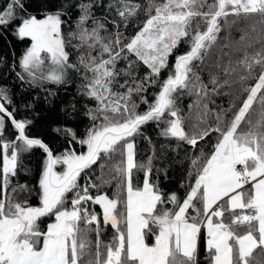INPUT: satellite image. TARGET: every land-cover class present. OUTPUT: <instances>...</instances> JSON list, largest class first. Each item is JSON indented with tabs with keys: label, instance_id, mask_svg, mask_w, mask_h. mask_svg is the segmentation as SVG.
<instances>
[{
	"label": "snow or ice",
	"instance_id": "1",
	"mask_svg": "<svg viewBox=\"0 0 264 264\" xmlns=\"http://www.w3.org/2000/svg\"><path fill=\"white\" fill-rule=\"evenodd\" d=\"M73 7L79 12L74 21ZM142 10L147 19L135 35L126 36L121 28L127 29ZM113 15L118 19L109 20ZM249 18L262 26L261 39L237 49L242 55L226 64L217 60L218 71H209L205 82L201 73L221 31ZM13 24L15 35L30 41L17 76L33 85L64 84L74 72L82 79L79 94L95 101V107L85 113L92 124L84 138L70 127L55 129L86 151L69 147L55 155L43 140L26 134L30 122L8 110L2 101L11 100L0 87V264H198L202 233L209 264H252L254 250L264 251V0H146V5L138 0H78L74 5L59 0L40 18L28 13L25 0H4L0 28ZM182 43L188 50L175 56L167 78L159 82L169 69V56ZM121 61L127 62L125 68H118ZM139 62L149 70L143 77L135 74ZM158 82L160 91L149 102L145 93ZM234 85L246 94L238 110L235 100L227 109L209 107L214 95ZM182 96L195 97L187 115L178 104ZM140 104L147 110L139 112ZM254 105L259 109L255 122L250 118ZM6 118L17 132L14 139L4 137ZM149 122L165 125L160 136L194 148L218 134L210 153L201 150L191 159L194 184L182 200L174 192L164 193L152 179L154 146L146 162L136 159L135 137ZM36 148L46 154L38 191L19 180L30 172L25 155ZM98 162L94 182L87 173ZM138 173H143L142 185ZM113 184L111 197L100 191ZM33 195L38 205L29 203ZM45 218L51 222L42 228ZM109 226L113 235L105 242Z\"/></svg>",
	"mask_w": 264,
	"mask_h": 264
},
{
	"label": "trees",
	"instance_id": "2",
	"mask_svg": "<svg viewBox=\"0 0 264 264\" xmlns=\"http://www.w3.org/2000/svg\"><path fill=\"white\" fill-rule=\"evenodd\" d=\"M4 0H0L2 4ZM66 2L73 5L78 0H66ZM142 5H146V0H138ZM28 13L37 15L38 18L46 10H52L53 7L59 3V0H25ZM71 20H75L79 15V12L73 7L71 10ZM97 15L102 14L101 9L96 10ZM154 14V13H153ZM118 19V17L110 16L109 20ZM147 19V16L142 10L136 19L129 22L127 29L121 28L124 34L128 37L135 35L139 28L142 26L143 21ZM230 19H232L230 17ZM255 25L256 31H252V26ZM16 25H9L0 28V87L7 90L11 103L2 101L6 104L9 111L14 112V116L17 120H26L30 123L26 125V134L31 138H39L44 143L48 144L53 150L55 155L61 154L66 148L72 147L78 153L86 151V146L79 143L69 144V137L63 132H57L55 129L64 127H70L75 132L78 138H84L87 130L91 127L92 121L85 115L89 108L95 107V101L89 100L87 97L79 94V87L82 83L80 75L71 73L68 81L64 84H54L50 82H43L38 85H33L28 82L27 78L21 80L17 73H22V69L19 67V60L30 45L28 39H19L15 35ZM109 29H112L111 24L108 25ZM67 29V26H66ZM262 26L257 22V18H249L247 21H241L239 24L234 25L231 29L222 30L220 33L217 47L213 50L211 58L205 61V69L201 73L202 78L207 82L208 72H216L218 69L214 67L217 60L222 64H226L231 57L236 59L242 55V49L250 40L255 41L261 39ZM247 34L245 40H241V36ZM261 47L260 43L255 45L256 49ZM188 50V45L182 43L172 55L169 56V69L162 71L159 77V82L165 80L171 70L172 65L175 62V56L182 54ZM77 52L71 53L72 61L76 60ZM131 59L135 60L136 57L132 55ZM127 66L126 61H121L118 64V68H125ZM148 68L143 65L142 62L138 64V72L135 73L139 77H143ZM223 79V77H222ZM123 83V79L120 80ZM154 84L148 87L145 95L149 102H151L155 94L160 91V83ZM255 81H249V84H253ZM123 91V89H121ZM232 92V95L225 93ZM238 97V99H237ZM246 98V94L239 92V86L234 85L230 90L228 87L220 90L219 95H214L212 99L214 104H210L209 107L215 108L217 111L219 107L225 109L229 108L230 103L235 100L236 110L241 106L243 99ZM134 100L139 103V97L134 96ZM195 97L182 96L178 101L179 107L182 109L184 115L188 114V106L194 101ZM72 105H75L73 110ZM219 106V107H218ZM146 104H140L139 112L147 110ZM250 118L255 122L259 118V109L254 105L253 110L250 113ZM194 120V115H193ZM186 124V131L190 130V124ZM214 123V122H213ZM165 125L161 124L159 127L155 122H149L142 126V135L135 137V151L136 159L140 162H146L147 158L153 155V146L155 147V159L153 161L154 170L152 179L158 180L160 188L164 193H176L181 200L186 196V193L190 190L188 185L194 184V177H189V171L191 168V159L194 156H199L201 150L204 153H210L212 151V145L216 143L217 135L212 133L206 137L203 141H199L194 148L185 142H178L175 138H166L160 136L161 128ZM17 135L16 130L11 124L10 120L6 118V127L4 131V137L7 139H14ZM147 137L148 139H145ZM151 140L149 144L148 140ZM46 159V154L42 149L36 148L30 154H26L24 162L30 169L28 174H20L19 180L21 183H28L30 186L35 187L38 191V180L42 170L43 163ZM0 165H2V149H0ZM57 171H62L61 166H57ZM159 170V171H156ZM107 171V170H105ZM91 176L94 182H98L96 178L100 175L99 162L94 165L90 172L87 173ZM138 180L142 185L143 173L137 174ZM84 174L80 179V183L84 184ZM15 183V181H14ZM92 195L98 194L96 189H90ZM103 193H107L110 197L116 191L114 184L108 185L100 190ZM32 205H38V197L33 195L29 200ZM90 208H94L97 213H102V209L99 205H92L89 202ZM166 207H173L172 205H166ZM51 220L45 218L41 224L42 228H46L47 223ZM227 222V219H226ZM113 230L109 226L102 239L107 242L111 239ZM95 239V236H93ZM148 242L152 243L153 238L149 237ZM206 245L204 242V234H201L199 240V255L197 257L198 264H209L207 252L205 250ZM252 264H264V251L256 249L253 252Z\"/></svg>",
	"mask_w": 264,
	"mask_h": 264
},
{
	"label": "rangeland",
	"instance_id": "3",
	"mask_svg": "<svg viewBox=\"0 0 264 264\" xmlns=\"http://www.w3.org/2000/svg\"><path fill=\"white\" fill-rule=\"evenodd\" d=\"M7 139V138H6ZM51 222V221H50ZM204 242H205V236H204Z\"/></svg>",
	"mask_w": 264,
	"mask_h": 264
}]
</instances>
